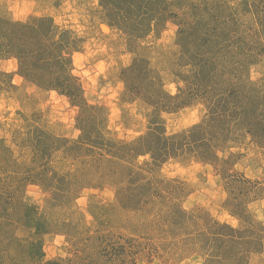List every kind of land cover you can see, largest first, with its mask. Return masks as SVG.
<instances>
[{"label": "rangeland", "instance_id": "374dc122", "mask_svg": "<svg viewBox=\"0 0 264 264\" xmlns=\"http://www.w3.org/2000/svg\"><path fill=\"white\" fill-rule=\"evenodd\" d=\"M124 2L0 0V264H264V0Z\"/></svg>", "mask_w": 264, "mask_h": 264}, {"label": "trees", "instance_id": "16d2710c", "mask_svg": "<svg viewBox=\"0 0 264 264\" xmlns=\"http://www.w3.org/2000/svg\"><path fill=\"white\" fill-rule=\"evenodd\" d=\"M111 1H112V0H102V2L104 3V5H106V6L109 5V7L114 6V8H116V9H120V10H128V8L130 7V5L127 4V2H124L125 0H121L122 2H120L119 4L116 3V0H115V2H114L115 4H112ZM155 1L158 2V0H155ZM125 3H126V4H125ZM111 4H112V5H111ZM139 9H140V8H139ZM36 20H37V21H40V20H44V18H38V19H36ZM36 20H35V21H36ZM21 29L24 30V31L27 30V33L30 34V37H31L32 40H35V38H38V37L41 36L38 27L35 29L34 32L32 31L31 27L28 26V25H22V26H21ZM31 32H33V33H31Z\"/></svg>", "mask_w": 264, "mask_h": 264}]
</instances>
